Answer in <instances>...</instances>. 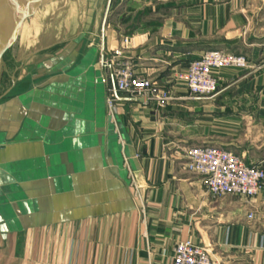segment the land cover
<instances>
[{
    "label": "crops",
    "instance_id": "obj_1",
    "mask_svg": "<svg viewBox=\"0 0 264 264\" xmlns=\"http://www.w3.org/2000/svg\"><path fill=\"white\" fill-rule=\"evenodd\" d=\"M109 2L99 40L56 42L4 70L0 264H172L186 240L214 264H264V188L213 197L184 156L215 146L264 161V0H114L108 13ZM125 35L138 74L171 91L164 109L115 91L101 66ZM213 49L249 68L221 69L216 94L191 97L175 72Z\"/></svg>",
    "mask_w": 264,
    "mask_h": 264
},
{
    "label": "built area",
    "instance_id": "obj_2",
    "mask_svg": "<svg viewBox=\"0 0 264 264\" xmlns=\"http://www.w3.org/2000/svg\"><path fill=\"white\" fill-rule=\"evenodd\" d=\"M131 40L124 37L121 45L112 52L109 59L102 58V67H108L115 83V91L143 99L147 105L153 104L164 109L174 100L171 91L161 85L157 78L141 76L136 65L124 56ZM249 60L243 54L231 53L223 49L204 52L193 60L186 71L175 72L176 81L183 83L191 97H211L218 91L215 73L224 68H249ZM106 79H103L105 82ZM109 114L113 117L115 99H107ZM185 166L190 172L201 176L206 191L213 197L241 196L253 198L264 188V168L259 164L248 165L231 151L215 146H193L184 152ZM248 219L253 215L249 214ZM172 264H214L209 249L193 243L181 241L174 247Z\"/></svg>",
    "mask_w": 264,
    "mask_h": 264
},
{
    "label": "rangeland",
    "instance_id": "obj_3",
    "mask_svg": "<svg viewBox=\"0 0 264 264\" xmlns=\"http://www.w3.org/2000/svg\"><path fill=\"white\" fill-rule=\"evenodd\" d=\"M14 2L16 4L18 2L21 12L26 10L31 15L23 20L16 40L0 59V92H4V86L9 85V76L4 70L14 71L20 68V61L17 62L20 56L25 58L27 54L48 52L53 49L50 44L69 43L68 41L73 40L75 42L86 37L88 32L96 34L91 36L94 39L99 40L101 37V29L96 27L104 17L106 0H15ZM13 5V0H0V48L9 40L13 31L14 16L10 14L14 11ZM114 6V0H110L106 12L109 13ZM95 21H98L96 25ZM124 37L131 40L127 35L122 39ZM115 49L103 58L109 59ZM128 51L129 45L124 50V56H127ZM103 69L109 71L108 67Z\"/></svg>",
    "mask_w": 264,
    "mask_h": 264
},
{
    "label": "water",
    "instance_id": "obj_4",
    "mask_svg": "<svg viewBox=\"0 0 264 264\" xmlns=\"http://www.w3.org/2000/svg\"><path fill=\"white\" fill-rule=\"evenodd\" d=\"M13 6L14 8H16V2H14L13 0ZM18 11V10H17ZM31 15L30 13H28V11L26 10H22V12H16V16L15 19L13 21V31L11 34V37L9 38V40L0 48V59L2 58L3 54L5 53V51L10 48L12 46V44L14 43V41L16 40L18 33H19V29L20 26L23 22V20L27 17Z\"/></svg>",
    "mask_w": 264,
    "mask_h": 264
},
{
    "label": "bare ground",
    "instance_id": "obj_5",
    "mask_svg": "<svg viewBox=\"0 0 264 264\" xmlns=\"http://www.w3.org/2000/svg\"><path fill=\"white\" fill-rule=\"evenodd\" d=\"M15 1V0H14ZM57 1V0H56ZM18 10V11H17ZM21 9H20V6H19V4H18V2H17V5H16V8H14V11H13V16H14V18L13 19H15V16H16V12H21L20 11ZM23 29H25V28H23ZM22 29V30H23Z\"/></svg>",
    "mask_w": 264,
    "mask_h": 264
}]
</instances>
